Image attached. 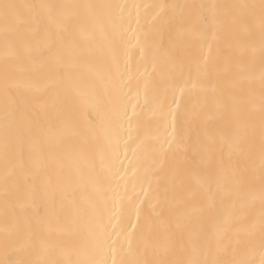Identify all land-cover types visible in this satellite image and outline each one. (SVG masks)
<instances>
[{"label": "bare ground", "instance_id": "bare-ground-1", "mask_svg": "<svg viewBox=\"0 0 264 264\" xmlns=\"http://www.w3.org/2000/svg\"><path fill=\"white\" fill-rule=\"evenodd\" d=\"M0 264H264V0H0Z\"/></svg>", "mask_w": 264, "mask_h": 264}, {"label": "snow or ice", "instance_id": "snow-or-ice-1", "mask_svg": "<svg viewBox=\"0 0 264 264\" xmlns=\"http://www.w3.org/2000/svg\"><path fill=\"white\" fill-rule=\"evenodd\" d=\"M16 8L17 6L13 4H8V3L0 4V11L3 12V15L6 19L14 13V10ZM233 264H244V262L234 261Z\"/></svg>", "mask_w": 264, "mask_h": 264}]
</instances>
